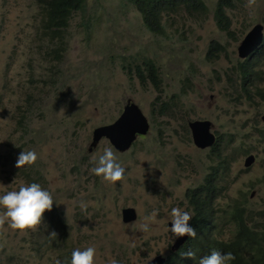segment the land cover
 <instances>
[{
  "label": "rangeland",
  "instance_id": "rangeland-1",
  "mask_svg": "<svg viewBox=\"0 0 264 264\" xmlns=\"http://www.w3.org/2000/svg\"><path fill=\"white\" fill-rule=\"evenodd\" d=\"M218 1L204 0L205 14H183L174 28L167 29L171 22L165 21V38L145 32L138 12L123 0H86L85 12L68 29L65 57L52 63L45 58L51 46L39 40L35 0H0V196L21 184L39 183L55 201L37 232L21 237L9 229L0 234L1 264H11L10 257L12 264H68L73 250L89 246L96 249V264L166 258L176 239L169 228L172 208L192 215L186 190L203 182L218 162L211 150L193 145L187 123L195 120L211 121L223 148L230 143L228 157L223 155L227 168L217 175L223 181L217 215L231 209L246 190L241 198H247L248 213L264 212V142L259 134L264 103L242 94L236 71L241 42L256 25L264 26V0L250 7L248 0H234L235 7L226 8L238 42L217 28ZM83 23L89 32L80 27ZM214 41L225 51L208 63V46ZM131 56L155 62L159 92L121 73V59ZM261 80L264 87V67ZM129 99L143 110L148 133L127 152H117L105 139L89 150L93 130L114 122ZM163 103L166 113H159ZM106 147L126 170L123 186L117 182L113 187L90 171ZM28 150L37 153L35 165L17 169L19 153ZM250 154L257 160L247 167ZM25 174H31V181ZM81 200L88 204L86 211ZM126 207L136 209V222H123L121 209ZM154 210L156 222L144 233L141 225ZM225 228L234 230L228 223ZM45 248L51 249L44 258L32 259Z\"/></svg>",
  "mask_w": 264,
  "mask_h": 264
},
{
  "label": "trees",
  "instance_id": "trees-1",
  "mask_svg": "<svg viewBox=\"0 0 264 264\" xmlns=\"http://www.w3.org/2000/svg\"><path fill=\"white\" fill-rule=\"evenodd\" d=\"M35 2L41 16V38L39 40L41 42L48 41L51 46V50L46 52L45 58L52 63H59L68 51L69 39L66 37L68 29L77 13L83 14L85 12L86 0H35ZM123 3L126 8L138 12L141 26L145 32L157 37L165 36V38L169 37L165 33V21L171 22L167 29L174 28L177 17L184 18L183 14L194 17V15L205 14L206 12L204 0H123ZM234 7V0H219L214 17L217 28L227 33L232 41L238 42L240 38L235 37L231 32L232 22L226 13V8ZM88 20L94 25L92 18H88ZM99 21L100 16H96V22ZM80 27L85 32L90 31V26L85 23L81 24ZM176 34H179V30H176ZM224 51V48L217 41L211 42L207 51L208 63L217 62ZM251 59L238 62L236 71L241 82L240 89L248 100L255 102L258 100L264 103V87L261 85L264 46L255 52ZM119 69L127 77L137 78L143 85L147 83L156 92L160 91L159 70L152 59L146 57L139 59L137 56L123 58L119 63ZM191 79V76H188L186 82L190 83ZM229 81L233 83L231 77ZM165 105L166 103H163L159 113H166ZM259 134L261 141L264 142V129L260 130ZM220 144H222V139L217 135V141L211 149V153L218 161L216 167H211V172L203 182L194 188L187 189L185 193L187 206L193 217L192 227L197 231V238L189 239L176 253H170L166 264H199V260L212 251H219L222 254L231 252L235 257L231 264H264V212L250 218L252 227L250 220L244 218L245 209L237 204L232 208V213L241 219L235 220L237 230L234 240L225 242L217 234L218 229L226 223L228 217V212H224L220 216L217 215L219 206H217L216 199L220 194L218 185L223 182L217 175L220 168H227L228 161L223 155L230 146L228 143L227 148H223ZM245 152L248 153V151ZM24 177L27 181H31V174H25ZM189 250L195 252L194 259L183 258V253ZM13 261L10 257L9 262L12 264Z\"/></svg>",
  "mask_w": 264,
  "mask_h": 264
},
{
  "label": "clouds",
  "instance_id": "clouds-1",
  "mask_svg": "<svg viewBox=\"0 0 264 264\" xmlns=\"http://www.w3.org/2000/svg\"><path fill=\"white\" fill-rule=\"evenodd\" d=\"M255 2L256 0H248V6L250 7L254 5ZM259 25L264 28V26L261 24H258L256 26ZM263 46L264 43L259 49H261ZM254 53L248 58L249 60H252L251 58L253 57ZM237 59L239 61H245L239 59V57H237ZM61 111L64 110L61 109ZM215 136H216V140H215L216 142L217 135ZM112 148L106 147L104 149L103 154L99 156L96 162V166L93 167L90 171L95 176L102 178L104 182H107L113 187L116 186L117 182H120L121 186H123L127 180V177L125 175L126 170L123 166H121L120 163L117 162L116 154ZM212 148L206 150H211ZM245 151L247 150H244L243 153L249 154V151L248 153H246ZM250 156H254L256 158V156L253 154H250L247 157ZM37 159L38 156L34 150L22 151L19 153L17 157L15 167L17 169L32 167L35 165ZM227 161L229 163V160ZM245 168L247 169V167ZM218 187L219 190H222L223 182L220 183ZM246 191L242 192V194L238 196L239 198L235 200V204H233L230 207L231 209L227 210L228 217L226 223H224L222 227L218 229L217 234L219 238L224 240L225 242L234 240V235L237 230L235 220L238 219L239 217L235 213H232V208L235 207L237 204H240L245 209L244 218L250 220V225L252 226V221L250 219L252 215L248 213V207H247L248 201L246 202L247 198H241L245 196ZM54 203L55 201L53 199V194L50 191L44 189L39 183H31L27 185L21 184L18 190L7 191L4 195L0 196V234L6 233L9 229L18 232L19 236L21 237H25L31 233L37 232L44 225V214L46 212L52 211ZM79 206L82 211H86L88 204L87 202L81 200ZM126 208H132V207H126ZM157 216H158V210H154L149 216L145 217V223L141 225V231L144 233H148L150 231V227H149L150 223H155ZM171 218L172 219L169 228L171 233L174 235V237H176V239L174 240V244L179 238L188 237V240L197 238V231L192 227L193 217L188 211L182 210L180 208H172ZM227 223L233 225L234 230L227 231L225 228ZM226 232H228V234ZM56 235L57 234L55 232H52L50 234V238L55 239ZM229 236L231 238L230 240H227ZM174 244L170 246L168 255L170 253H176L183 246L182 245L177 251L174 252L172 251V247L174 246ZM50 249L51 248L43 249V251L37 257L34 258L32 257V259L36 260V259L44 258V255ZM195 255H196L195 252L189 250L183 253V258L194 259ZM95 257H96V249L93 246H89L83 250L75 249L71 254V261H69L68 264H96ZM158 257L164 260L163 264L167 263L168 256L166 258H163L161 256ZM234 259L235 257L231 252L222 254L219 251H212L209 255L201 258L199 260V264H231V262ZM151 262L153 261L148 262V264ZM56 264H60V261L57 260ZM109 264H118V261L112 259L109 261Z\"/></svg>",
  "mask_w": 264,
  "mask_h": 264
},
{
  "label": "water",
  "instance_id": "water-1",
  "mask_svg": "<svg viewBox=\"0 0 264 264\" xmlns=\"http://www.w3.org/2000/svg\"><path fill=\"white\" fill-rule=\"evenodd\" d=\"M264 43V28L256 26L241 42L238 48V57L241 60L248 59L255 51H257ZM192 143L198 149L206 150L212 148L215 144L216 136L212 132V122L209 120H195L187 123ZM149 131V123L144 112L139 105L128 100L120 113V116L112 123L96 127L92 132V141L89 150L97 147L103 139L117 152H126L130 150L137 140L138 136H145ZM255 160L254 156H250L246 161L248 167ZM122 220L124 223H133L137 221V214L134 208H123ZM188 237L179 238L172 251H177L186 243ZM164 260L160 257L153 260L149 264H163Z\"/></svg>",
  "mask_w": 264,
  "mask_h": 264
},
{
  "label": "bare ground",
  "instance_id": "bare-ground-1",
  "mask_svg": "<svg viewBox=\"0 0 264 264\" xmlns=\"http://www.w3.org/2000/svg\"><path fill=\"white\" fill-rule=\"evenodd\" d=\"M77 15H78V13H77ZM79 16V15H78ZM84 16V15H83ZM86 16V15H85ZM91 22V21H90ZM44 24V23H43ZM42 24V25H43ZM47 27V26H46ZM54 27V26H53ZM46 30V29H45ZM54 30V29H53ZM49 31V30H48ZM56 31V30H55ZM44 32V31H43ZM46 32H47V30H46ZM49 33V32H48ZM63 34H65L64 32H63ZM66 35H68V34H66ZM69 36V35H68ZM65 37V36H64ZM67 37V36H66ZM68 39V38H67ZM63 40V39H62ZM60 42V41H59ZM67 42V41H66ZM58 43V42H57ZM44 44V43H43ZM54 47V46H53ZM58 47V46H57ZM44 48H46V47H44ZM63 48V47H62ZM57 49V48H56ZM55 49V50H56ZM66 49V48H65ZM60 50H62L61 48H60ZM47 52V51H46ZM62 52V51H61ZM248 61V60H247ZM52 62V61H51ZM251 62V61H250ZM54 63V62H53ZM249 63V62H248ZM64 65V64H63ZM55 68V67H54ZM153 76V75H152ZM155 78V77H154ZM157 80V79H156ZM255 163V162H254ZM252 167V166H251Z\"/></svg>",
  "mask_w": 264,
  "mask_h": 264
}]
</instances>
